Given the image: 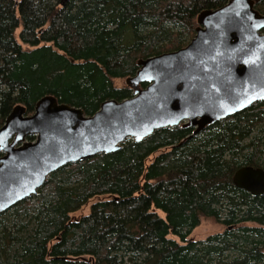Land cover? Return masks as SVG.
<instances>
[{"label":"trees","instance_id":"trees-1","mask_svg":"<svg viewBox=\"0 0 264 264\" xmlns=\"http://www.w3.org/2000/svg\"><path fill=\"white\" fill-rule=\"evenodd\" d=\"M228 1L0 0V127L46 95L85 115L131 97L115 79L184 47L197 15ZM194 130L161 128L51 173L0 214V264H264V193L233 183L264 168V100ZM201 217L222 231L189 237Z\"/></svg>","mask_w":264,"mask_h":264},{"label":"water","instance_id":"water-1","mask_svg":"<svg viewBox=\"0 0 264 264\" xmlns=\"http://www.w3.org/2000/svg\"><path fill=\"white\" fill-rule=\"evenodd\" d=\"M256 2L229 0L201 11L184 47L138 60L135 75L125 79L133 95L106 100L92 115L51 95L31 113L16 104L0 127V214L35 195L65 165L114 152L128 138L140 142L161 128L182 124L196 133L263 101L264 13ZM233 183L261 195L264 168L242 166Z\"/></svg>","mask_w":264,"mask_h":264},{"label":"rangeland","instance_id":"rangeland-1","mask_svg":"<svg viewBox=\"0 0 264 264\" xmlns=\"http://www.w3.org/2000/svg\"><path fill=\"white\" fill-rule=\"evenodd\" d=\"M19 29H17L16 33ZM18 39V38H17ZM24 47H26L23 44ZM114 84L116 86H122L125 84V79H115ZM223 226L213 220L212 218L208 217H201L200 223L191 231L190 236L191 238L197 239V240H204L209 235L219 233L222 231Z\"/></svg>","mask_w":264,"mask_h":264},{"label":"bare ground","instance_id":"bare-ground-1","mask_svg":"<svg viewBox=\"0 0 264 264\" xmlns=\"http://www.w3.org/2000/svg\"><path fill=\"white\" fill-rule=\"evenodd\" d=\"M42 98V97H41Z\"/></svg>","mask_w":264,"mask_h":264}]
</instances>
